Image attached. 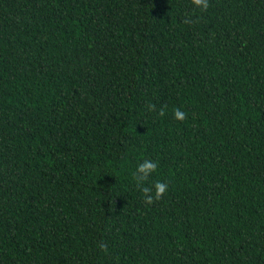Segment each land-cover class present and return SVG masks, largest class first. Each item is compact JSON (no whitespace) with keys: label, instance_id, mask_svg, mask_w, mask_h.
Wrapping results in <instances>:
<instances>
[{"label":"trees","instance_id":"obj_1","mask_svg":"<svg viewBox=\"0 0 264 264\" xmlns=\"http://www.w3.org/2000/svg\"><path fill=\"white\" fill-rule=\"evenodd\" d=\"M0 264H264V0H0Z\"/></svg>","mask_w":264,"mask_h":264},{"label":"clouds","instance_id":"obj_2","mask_svg":"<svg viewBox=\"0 0 264 264\" xmlns=\"http://www.w3.org/2000/svg\"><path fill=\"white\" fill-rule=\"evenodd\" d=\"M190 3L194 10H200L206 12L210 7V0H190ZM199 22V18H194V13L186 14L184 23L196 24ZM148 112H155L156 105L149 103L146 105ZM159 116L164 117L166 115L165 107L159 109ZM173 117L177 121H185L187 119V113L181 108L177 107L173 110ZM159 162L151 158H145L137 164L136 170L132 173V177L136 182L137 188L142 193L144 203L152 205L153 203L161 200L169 191V184L166 181L157 180L153 184L146 185L154 173L157 172ZM98 247L101 251H107V245L101 242Z\"/></svg>","mask_w":264,"mask_h":264}]
</instances>
